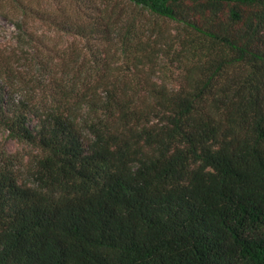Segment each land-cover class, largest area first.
Here are the masks:
<instances>
[{
	"label": "trees",
	"instance_id": "1",
	"mask_svg": "<svg viewBox=\"0 0 264 264\" xmlns=\"http://www.w3.org/2000/svg\"><path fill=\"white\" fill-rule=\"evenodd\" d=\"M56 1L0 0V132L36 149L0 140V264H264V0Z\"/></svg>",
	"mask_w": 264,
	"mask_h": 264
},
{
	"label": "rangeland",
	"instance_id": "2",
	"mask_svg": "<svg viewBox=\"0 0 264 264\" xmlns=\"http://www.w3.org/2000/svg\"><path fill=\"white\" fill-rule=\"evenodd\" d=\"M4 1L9 2L10 0ZM21 1L25 3H31L38 8H55L58 5L56 0ZM26 19V27L33 32L34 37L37 39L38 46H40L42 49H45L46 47V51L48 52L51 51L54 53V51H56L55 54L57 55L58 52H63L64 47H67V45L71 42H74V45L78 46L79 48H87V41L84 38L73 37L72 35L63 33L62 31H59L55 27L49 25L47 22L37 18L28 17ZM166 26L167 28L172 29L174 27V23H167ZM17 35V26L12 21L7 20L3 15L0 14V52L5 51L6 53V51H17V49H20L21 46L18 47ZM94 44H97V42ZM0 140L6 144L9 151H18L20 154L26 155V164L28 163L29 158L36 152V149L33 146L8 138L7 132L4 130L0 132Z\"/></svg>",
	"mask_w": 264,
	"mask_h": 264
}]
</instances>
